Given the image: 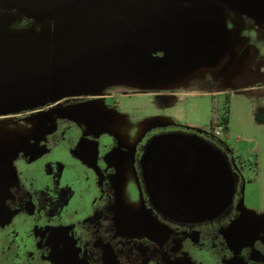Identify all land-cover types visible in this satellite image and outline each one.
<instances>
[{
	"label": "rangeland",
	"instance_id": "rangeland-1",
	"mask_svg": "<svg viewBox=\"0 0 264 264\" xmlns=\"http://www.w3.org/2000/svg\"><path fill=\"white\" fill-rule=\"evenodd\" d=\"M104 39L125 40L108 79L88 63ZM23 64L36 76L24 89L13 80ZM251 81L264 86V13L245 0H0V135L23 119L8 117L22 111L16 104L79 95L86 99L77 104L110 123L127 149L170 124L249 155L210 129L213 104L221 112L230 97L232 120L231 92ZM233 94L240 104L257 96ZM240 132L246 136L245 125L235 134L245 141ZM242 174L239 226L252 237L264 233V174L260 179L248 168ZM121 188L139 210L131 168Z\"/></svg>",
	"mask_w": 264,
	"mask_h": 264
},
{
	"label": "flooded vegetation",
	"instance_id": "flooded-vegetation-1",
	"mask_svg": "<svg viewBox=\"0 0 264 264\" xmlns=\"http://www.w3.org/2000/svg\"><path fill=\"white\" fill-rule=\"evenodd\" d=\"M245 2L264 13V0ZM124 41L100 40L88 56L101 78L112 74ZM20 69L12 76L24 89L36 76L26 64ZM85 99L36 107L26 100L8 115L23 119L0 135V264H264V233L251 237L239 226L245 179L230 156L239 179L233 204L213 221L171 220L154 208L141 166L159 134L127 149L110 123L77 104ZM130 168L141 192L137 211L121 188Z\"/></svg>",
	"mask_w": 264,
	"mask_h": 264
},
{
	"label": "water",
	"instance_id": "water-1",
	"mask_svg": "<svg viewBox=\"0 0 264 264\" xmlns=\"http://www.w3.org/2000/svg\"><path fill=\"white\" fill-rule=\"evenodd\" d=\"M141 166L154 208L166 218L209 222L233 204L239 179L229 156L198 134L155 136Z\"/></svg>",
	"mask_w": 264,
	"mask_h": 264
},
{
	"label": "crops",
	"instance_id": "crops-1",
	"mask_svg": "<svg viewBox=\"0 0 264 264\" xmlns=\"http://www.w3.org/2000/svg\"><path fill=\"white\" fill-rule=\"evenodd\" d=\"M253 92L257 96L254 98L252 96L245 97L241 104L239 103L240 99L238 100L233 94H252ZM233 93L231 92L234 104L232 125L230 126L232 131L228 142L234 143L237 151L242 154L257 155L258 171L261 179L264 174V86L255 84L253 81L246 82L243 83V86L234 89ZM239 124L245 125L246 136L244 132H240L244 135L245 141L242 140V137H235ZM193 131L197 132L196 129H193Z\"/></svg>",
	"mask_w": 264,
	"mask_h": 264
},
{
	"label": "trees",
	"instance_id": "trees-1",
	"mask_svg": "<svg viewBox=\"0 0 264 264\" xmlns=\"http://www.w3.org/2000/svg\"><path fill=\"white\" fill-rule=\"evenodd\" d=\"M230 123H231V108H230V97L225 103L223 107V111L219 112L217 106L213 104L212 108V121H211V136L215 139H219L221 137L216 135L217 129H221L222 133L225 134L226 140L228 141L230 134ZM164 127H173L174 130L168 131L167 128ZM177 126H158L153 129V131L149 134H164L170 132H184L189 134H196L195 131L186 128H176ZM217 149L221 150L224 154L230 156L233 161L242 169H250L254 172H258V157L257 155H240L230 149L227 145L219 144Z\"/></svg>",
	"mask_w": 264,
	"mask_h": 264
},
{
	"label": "built area",
	"instance_id": "built-area-1",
	"mask_svg": "<svg viewBox=\"0 0 264 264\" xmlns=\"http://www.w3.org/2000/svg\"><path fill=\"white\" fill-rule=\"evenodd\" d=\"M222 130L221 129H217L216 131V135L219 136V137H222Z\"/></svg>",
	"mask_w": 264,
	"mask_h": 264
}]
</instances>
